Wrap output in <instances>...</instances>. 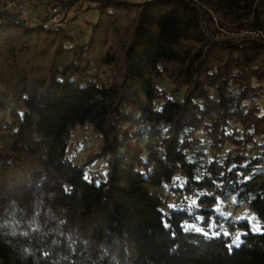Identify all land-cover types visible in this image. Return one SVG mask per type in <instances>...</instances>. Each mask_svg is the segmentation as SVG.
Masks as SVG:
<instances>
[{
    "label": "trees",
    "instance_id": "16d2710c",
    "mask_svg": "<svg viewBox=\"0 0 264 264\" xmlns=\"http://www.w3.org/2000/svg\"><path fill=\"white\" fill-rule=\"evenodd\" d=\"M78 1L0 10V264H264V0H95L84 39L47 23ZM84 124L99 146L78 166ZM213 185L262 231L239 221L232 245L163 212L164 191Z\"/></svg>",
    "mask_w": 264,
    "mask_h": 264
},
{
    "label": "rangeland",
    "instance_id": "374dc122",
    "mask_svg": "<svg viewBox=\"0 0 264 264\" xmlns=\"http://www.w3.org/2000/svg\"><path fill=\"white\" fill-rule=\"evenodd\" d=\"M44 2L45 0H27L28 6L24 17L27 19L30 17L33 21L38 20L47 10ZM96 4L95 0H80L67 7L65 4L57 8L58 11H53L55 13L48 18L47 23H61L69 27L81 39H84L90 30L88 22L95 21L98 16ZM70 141L66 155L78 166L89 153L98 151L99 138L88 124L77 125L71 134ZM208 151L210 155L213 154L211 149ZM107 171L106 159L99 157L90 167L86 168L85 174L88 180L95 174L98 182H100L107 179ZM176 183L182 186L184 184L183 178L178 176ZM214 189L213 185L199 188L194 193L179 190L168 194L164 191L162 197L165 198V207L162 210L168 212L173 205L180 203L189 212H195V219L192 222H184L185 230L210 232L211 235L222 233L233 238L232 245L239 244L242 241L241 236L247 231V229L237 225L239 221L247 219L252 224L253 231H262V222L252 210L248 209L247 204H240L233 193L228 198H222L219 195L212 197ZM206 218L207 220H205Z\"/></svg>",
    "mask_w": 264,
    "mask_h": 264
},
{
    "label": "built area",
    "instance_id": "2783aa9c",
    "mask_svg": "<svg viewBox=\"0 0 264 264\" xmlns=\"http://www.w3.org/2000/svg\"><path fill=\"white\" fill-rule=\"evenodd\" d=\"M27 0H0V10H10L24 16L27 11ZM58 6H53V11H58Z\"/></svg>",
    "mask_w": 264,
    "mask_h": 264
}]
</instances>
